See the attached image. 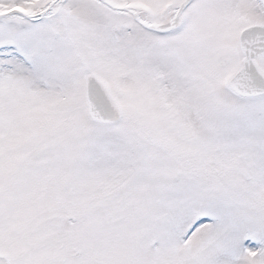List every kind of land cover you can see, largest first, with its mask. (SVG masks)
<instances>
[{"label": "snow or ice", "instance_id": "snow-or-ice-1", "mask_svg": "<svg viewBox=\"0 0 264 264\" xmlns=\"http://www.w3.org/2000/svg\"><path fill=\"white\" fill-rule=\"evenodd\" d=\"M0 264H264V0H0Z\"/></svg>", "mask_w": 264, "mask_h": 264}]
</instances>
